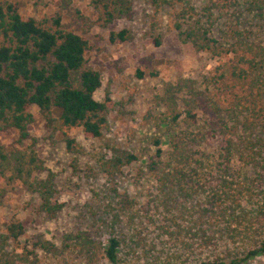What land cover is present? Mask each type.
<instances>
[{
    "label": "trees",
    "instance_id": "obj_1",
    "mask_svg": "<svg viewBox=\"0 0 264 264\" xmlns=\"http://www.w3.org/2000/svg\"><path fill=\"white\" fill-rule=\"evenodd\" d=\"M167 1L152 3L160 8ZM26 5L0 0V131L13 128L28 137L31 107L37 105L51 124L80 128L88 139L102 137L114 103L94 96L102 78L87 60V39L66 26L62 12L30 15L23 11ZM240 5L263 21L260 29L242 20V27L229 29L220 42L199 22L174 25L182 42L210 53L217 64L198 78L165 82L155 97L179 128L166 151L160 138L153 142L155 152L144 171L154 178L156 192L131 216L138 219L134 237L112 230L101 242L79 231L66 234L61 245L37 238L29 249L17 251L8 245L25 234V226L12 218L0 232V264L76 259L83 264L101 259L110 264H242L264 255V0H207L205 9L212 17H225ZM91 6L96 21L107 26L131 14L133 0H91ZM131 37L129 29L110 33L111 41ZM146 74L154 76L138 70L139 77ZM65 141L69 151L81 152L73 137ZM139 158L133 151L115 150L102 158L100 171L114 177ZM6 160L0 146L1 167ZM27 183L39 197V210L50 216L62 210L54 173ZM115 193L121 210L134 209L133 198ZM41 252L57 262L44 263Z\"/></svg>",
    "mask_w": 264,
    "mask_h": 264
},
{
    "label": "rangeland",
    "instance_id": "obj_2",
    "mask_svg": "<svg viewBox=\"0 0 264 264\" xmlns=\"http://www.w3.org/2000/svg\"><path fill=\"white\" fill-rule=\"evenodd\" d=\"M23 1L27 3L23 11L30 15L62 12L66 26L87 39V60L102 78L94 96L97 100L109 97L114 106L103 136L96 139L86 138L80 128L62 129L51 124L37 105L31 107L34 120L28 125V137L21 138L13 128L0 131V146L7 154L0 166V232L12 218L23 222L25 234L8 245L17 251L24 246L29 249L37 238L61 245L66 234L79 231H87L101 242L108 240L112 230L125 239L134 237L138 219L133 221L131 216L150 199V192H156L154 178L144 171L146 161L155 152L153 142L160 138L166 151L172 133L179 128L169 122L165 108L156 103L155 97L165 82L178 77L198 78L217 64L210 53L196 52L182 42L175 23L188 27L199 22L210 27L213 36L222 42L229 29L242 27L238 25L242 20L247 26L254 22L255 29H260L263 21L248 14L242 5L231 15L220 17L216 13L212 17L206 14L207 0H168L160 8L152 0H133L131 14L102 26L96 21L91 0ZM122 29H129L132 37L111 41L110 33ZM138 70L151 71L154 76L139 77ZM67 136L76 140L81 152L68 150ZM119 149L133 151L140 158L114 177L101 173L102 158H109ZM50 173H54L56 197L65 203L54 216L39 210V197L27 183ZM115 189L135 200L134 209H120ZM159 245L161 248V242ZM124 247L129 250L127 243ZM40 258L44 263L57 262L45 252L40 253ZM71 261L70 264H83L77 259ZM98 264L110 263L101 259ZM242 264H264V255Z\"/></svg>",
    "mask_w": 264,
    "mask_h": 264
}]
</instances>
